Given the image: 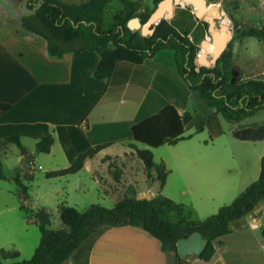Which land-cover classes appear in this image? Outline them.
<instances>
[{"label":"crops","instance_id":"1","mask_svg":"<svg viewBox=\"0 0 264 264\" xmlns=\"http://www.w3.org/2000/svg\"><path fill=\"white\" fill-rule=\"evenodd\" d=\"M207 2L208 0L206 4ZM176 8L172 10L168 20L181 32V25L184 23L182 19H177L178 9L188 12L189 17L196 15L199 18L197 24L206 19L203 13L197 14L192 2L177 4ZM23 14L14 16L6 5H2L0 9V101L11 103L8 110H0V137L20 132L26 151L33 152L37 150L36 144L41 138L53 134L51 150L39 151L31 165L20 164L21 168L16 173L28 184L30 197V183L26 176L31 174L34 177L39 161L49 159L48 170H57L70 165L80 153L92 146H103L95 154L97 155L118 142H133L136 145L137 142L142 143V148H151L153 151L158 146L132 138V127L167 105L183 115L190 111L191 102L199 107L198 101H203L198 96V100H193L195 93L181 74L176 52L170 47L158 49L142 63L120 60L112 75L100 80L93 74L99 61L96 51L85 49L79 54L67 52L61 57L49 55L46 40L22 26L20 16ZM189 32L194 33V27ZM217 113L212 107L208 115ZM185 131L186 126L183 135ZM186 137H191V134ZM177 143L180 140L174 144ZM200 147L212 150L215 146ZM43 153L47 155L46 158L41 156ZM23 154L20 150L19 158ZM131 154L134 158L136 150ZM263 154L264 152H259L256 157L260 161V167L257 168L254 163L250 168L247 159L218 161L211 157L205 158L206 153L187 158L182 166L179 152V160L170 169L167 168L166 159L156 161L154 154L155 162H164L169 171L166 182L161 187L163 190L157 193L148 185L138 189L135 196L139 192H148L152 197L162 194L182 204L186 217L202 219L217 212L221 205L233 201L259 177ZM95 155L86 159L79 171L59 175L60 177L53 176L59 182L51 184L53 188L47 194L49 198L46 201L41 200L42 195L39 196L38 193L31 200L25 199L18 186V202L3 209H23L27 214L22 224L6 229L10 235L15 233L19 237L9 236L7 242L0 241V249L19 252L18 257L3 258L4 262L5 259H10V262L28 259L34 254L40 243L41 231L32 216L33 210L45 209L50 214L52 223V210L57 211L61 217L62 205L74 206L84 211L92 203H98L97 199L90 196L91 191L94 195H101L102 185L111 181L105 179L98 170V165L103 162L92 164ZM137 158L140 166L146 168L143 160L138 156ZM170 172L180 173V183L183 182L180 200L168 188ZM14 176L9 178L15 181ZM88 190L89 194L86 193ZM0 226L2 227V223ZM262 227L264 210L260 214L249 213L239 221L234 231L214 240L216 251L210 260H203L197 255L186 258L192 264H264ZM68 264L179 263L176 254L164 250L161 240L143 226L124 224L106 228L86 240L73 252Z\"/></svg>","mask_w":264,"mask_h":264},{"label":"trees","instance_id":"2","mask_svg":"<svg viewBox=\"0 0 264 264\" xmlns=\"http://www.w3.org/2000/svg\"><path fill=\"white\" fill-rule=\"evenodd\" d=\"M158 3V0H154ZM110 0H27L28 13L20 16L22 26L46 40L47 51L53 57H61L67 52L79 54L82 50L92 49L99 55L94 69V77H110L120 60L142 63L147 56L158 49L170 47L176 52L177 64L184 79L195 95L214 107L216 112L233 123H238L264 109V80L260 78L242 79L234 72V44L216 59L214 66L197 70L193 60L199 45L193 42L187 33H182L168 19L164 18L144 35L139 30L128 27V20L139 16L147 20L149 13L137 10L136 0H120V7L109 9ZM244 36H255L264 40V29L251 27L241 32ZM11 103L0 101V110L6 111ZM191 111L180 115L172 106L167 105L154 115L132 127V138L151 146L163 143L174 144L185 138V126L192 119ZM22 151H26L20 132L5 136ZM54 143L53 134L41 138L36 148L40 152H49ZM103 146H92L80 153L70 165L46 172L48 177L65 175L79 171L86 159L94 156ZM136 154L141 158L150 179L153 172L160 180L161 187L166 182L168 169L164 162L156 163L151 148H140L133 143ZM0 177L7 175L0 170ZM31 174L26 176L32 179ZM14 180L22 196L29 200V186L16 174ZM264 202V154L261 157L259 177L251 182L233 201L223 204L216 213L202 219L188 218L184 215L182 204L157 194L151 199L137 198L126 194L111 207L101 203H92L87 210L62 205L61 217L66 228H51V216L42 208L33 210L32 216L38 222L41 239L31 258L15 260L9 264H63L73 252L86 240L94 237L106 228L134 224L141 225L161 240L166 251H173L179 264H192L182 257L177 248L180 238L188 237L200 231L208 240L206 247L198 256L210 260L215 251L214 240L234 231L239 221ZM177 212L175 217L169 213ZM264 234V227H262ZM17 250L0 249V264L3 258L18 257Z\"/></svg>","mask_w":264,"mask_h":264},{"label":"rangeland","instance_id":"3","mask_svg":"<svg viewBox=\"0 0 264 264\" xmlns=\"http://www.w3.org/2000/svg\"><path fill=\"white\" fill-rule=\"evenodd\" d=\"M64 1L79 2L81 0ZM136 1L138 12H148L150 17L162 0H158L156 4L154 0ZM2 5H6L13 11L14 16H19L30 11L27 7V0H0V9ZM119 7L120 0H110V10L115 11ZM176 9V5L172 4V10ZM206 9H210L212 14L206 16L204 12ZM202 13L206 19L200 20L198 24L196 22L199 18L196 15L193 18L189 17L188 12H183L181 9H178L177 13V19H182L184 23V25H181L182 33H187L189 38L199 45V50L193 60L195 68L201 70L205 67L214 66L206 64L215 62L216 58L213 52L206 50L202 46V43L208 35L212 36L215 31L219 30L225 20L227 27L233 32L230 41L233 44L237 43L233 54L235 74L242 79L260 78L264 80V40L255 36H244L241 34L243 30L251 27L264 29V0H208L200 15ZM191 27H194V33L191 32L190 34L189 29ZM137 30L141 32L140 28ZM151 30L152 26L150 25L144 35L150 33L149 31ZM200 67L202 68L200 69ZM197 98L195 95L193 100H198ZM198 102L199 107L193 102L189 105V110L192 112L193 117L187 123L184 135L191 134V137L181 139L180 143L177 144L165 143L154 147L153 151L156 161H160L163 158L166 159L168 161L167 168L170 169L179 160L177 155L179 152L180 165L182 166L185 164L187 158L191 159L195 154L206 153L207 156L205 158L211 157L218 161L234 162V160L247 159L250 168L254 163L259 168L260 161L256 157L259 152H264V137L261 139H244L237 134V131H241L248 126H264V109L257 110L253 115L246 117L238 123H233L226 120L220 113L209 116L208 112L212 107L204 101ZM26 143L30 145L28 140H26ZM137 145L140 148L144 147L142 143L137 142ZM200 146L215 147L212 150H207ZM133 150L135 152L133 142H118L101 150L93 158V165L97 164V162H103L98 165V170L105 179L107 178L111 181L110 183L102 185L101 195H94L91 191L90 196L92 195L94 199H97L96 201L98 203L111 207L124 195H134L138 189L145 188L148 185L157 193L163 190L160 186V180L156 177L150 179L147 169L140 166L137 155L134 158L132 157L131 152ZM19 152L20 150L15 143L9 142L5 137H0V170L8 176L5 178L0 177V194L3 195L0 198V224L2 223V227L0 226V241L5 242L8 241L7 238L9 236L13 238L19 237L15 233L10 235L6 229L7 227L9 229L12 225L22 224L25 218L24 216L27 214L23 209H3L16 204L20 198L17 183L9 178V176H14L20 170V164H25L19 158ZM41 156L46 158L47 155L43 153ZM44 160L37 163V171L34 177L28 180L30 183V200L37 193L39 196L42 195L40 197L41 200H48L49 196L47 194L53 188L51 184L59 182L56 181L58 179H53L55 176L49 178L46 175V172L49 171V159ZM180 179V173H169V180L171 181L168 183V188L177 200H180V187L183 184V182L182 184L180 183ZM86 193L89 194V190ZM52 211V223L50 227L66 228L67 225L62 221L60 214L55 210ZM176 214V211L171 212L169 216L175 217ZM10 261V259H5V262L8 264L11 263Z\"/></svg>","mask_w":264,"mask_h":264},{"label":"water","instance_id":"4","mask_svg":"<svg viewBox=\"0 0 264 264\" xmlns=\"http://www.w3.org/2000/svg\"><path fill=\"white\" fill-rule=\"evenodd\" d=\"M186 2H192L195 4V11L197 14H201L202 10L205 8L206 0H162L159 3L158 8L152 13L149 19L144 22L139 16H134L128 20V27L132 30L141 29L142 34L147 32L148 26H152L154 28L157 24H159L164 18L169 19L172 13V4H180L183 5ZM227 22L224 20L223 24L219 30L215 31L212 36H207L202 43V46L206 48V50L214 53L215 58L217 59L220 54L223 52L225 47L229 44L233 32L227 27ZM149 32H152L149 31ZM237 47V43L234 44V50ZM209 65H214L215 62L206 63ZM202 67H200L201 69ZM237 134L244 139H261L264 137V126L245 127L243 130L238 131ZM39 153V150H35L33 152H24L21 156L22 161L25 163L24 165H31L33 163L34 157ZM137 198H147L151 199L152 194L148 192H139L136 196ZM264 210V202H261L254 210L253 214H260ZM208 240L202 236L200 231H195L188 237L180 238L177 241L178 252L182 257H187L189 255H197L199 256L204 248L207 245ZM65 264H68V259H65Z\"/></svg>","mask_w":264,"mask_h":264},{"label":"bare ground","instance_id":"5","mask_svg":"<svg viewBox=\"0 0 264 264\" xmlns=\"http://www.w3.org/2000/svg\"><path fill=\"white\" fill-rule=\"evenodd\" d=\"M175 5V4H174ZM177 5V4H176ZM205 15L206 16H209V15H211L212 13H211V11H210V9H206L205 11Z\"/></svg>","mask_w":264,"mask_h":264}]
</instances>
